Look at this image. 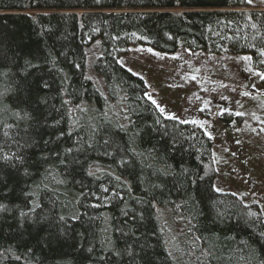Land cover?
<instances>
[{"label":"trees","instance_id":"obj_1","mask_svg":"<svg viewBox=\"0 0 264 264\" xmlns=\"http://www.w3.org/2000/svg\"><path fill=\"white\" fill-rule=\"evenodd\" d=\"M133 45L264 72V8L0 0V264H264L261 207L216 190L212 139L148 99ZM163 217L187 226L177 256Z\"/></svg>","mask_w":264,"mask_h":264},{"label":"rangeland","instance_id":"obj_2","mask_svg":"<svg viewBox=\"0 0 264 264\" xmlns=\"http://www.w3.org/2000/svg\"><path fill=\"white\" fill-rule=\"evenodd\" d=\"M250 4L264 8V0ZM119 62L145 81L164 117L196 125L212 139L216 190L257 203L264 215V72L250 55L186 48L166 54L133 45ZM162 222L177 256L187 226L180 218Z\"/></svg>","mask_w":264,"mask_h":264},{"label":"snow or ice","instance_id":"obj_3","mask_svg":"<svg viewBox=\"0 0 264 264\" xmlns=\"http://www.w3.org/2000/svg\"><path fill=\"white\" fill-rule=\"evenodd\" d=\"M247 2L248 3H252V0H247ZM46 86V85H45ZM149 99H151V97L149 96ZM153 103H156L154 100L152 101ZM158 107H159V105H157ZM161 111H164V109L163 108H161L160 109ZM172 118H174V117H172ZM6 159H7V157H5ZM0 209H3V205H0ZM25 215V213H23V212H21V216H24ZM89 251H91L90 249H89Z\"/></svg>","mask_w":264,"mask_h":264}]
</instances>
